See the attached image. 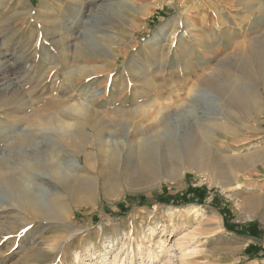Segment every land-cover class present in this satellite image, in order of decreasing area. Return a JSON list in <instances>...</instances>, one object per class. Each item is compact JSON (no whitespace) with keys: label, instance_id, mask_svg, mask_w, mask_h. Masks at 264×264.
I'll return each instance as SVG.
<instances>
[{"label":"rangeland","instance_id":"374dc122","mask_svg":"<svg viewBox=\"0 0 264 264\" xmlns=\"http://www.w3.org/2000/svg\"><path fill=\"white\" fill-rule=\"evenodd\" d=\"M248 1L0 0V52L5 59L24 63L22 76L28 74L33 79L21 90L24 97L0 109L3 171L17 177L25 171L29 173L26 184L48 187L46 181H39L38 173L45 172L44 163L54 152L47 147L48 138L56 137L45 131L35 142L22 145L11 125L19 117L33 118L34 112L62 116L68 109L74 131L87 122L86 115L101 122L105 146L119 141L117 146H124L129 153V159H121L115 167L107 163V152L99 162L90 156L92 162H98L94 171L85 160V154L95 151L90 149L94 139L89 141L78 161L96 175L88 183V189H96V202L83 204L81 198L89 191L78 189L76 195L67 197L71 217L65 222L17 219L18 213L8 207L12 198L0 185V236L9 230L18 233L9 240L0 238V264H75L77 255L80 264H106L103 256L111 257L113 252H120L119 259L125 264H159L168 258L180 264L175 238L197 229L204 230L201 237L186 243L188 249H197L186 259L191 264H264V97L258 114L238 112L229 122L231 142H226L224 150L233 153L237 162L251 161L241 174V189L232 197L211 185L204 175L191 170L177 172L174 155L156 147L158 139L170 137L168 129L151 126H162L158 119L170 115V126L181 128L194 109L212 105L205 96L194 108L172 116L180 97L190 100L175 88L188 84L189 92L196 75L230 71L241 76L240 50L264 29L260 21L264 14L246 11ZM254 1L255 7L264 4V0ZM206 14L209 22L203 24ZM191 16L205 28L203 37L215 26L216 37L223 39L214 45L207 40L215 46L212 54L186 48L189 38L183 36L192 30L187 24ZM238 18L243 21L242 32L236 28ZM225 21L230 32L222 26ZM74 26L79 34L73 33ZM84 45L88 57L77 54L76 48ZM104 49L114 50L118 56ZM39 55L47 58V64L41 60L43 70L36 65ZM5 59L0 56V61ZM75 68L88 72L73 74L68 81L69 71ZM80 106L82 111L72 110ZM127 118L133 119L130 124ZM123 122L128 126L121 130ZM154 145L153 161H147L143 153ZM171 198H179L180 205L167 202ZM252 199L262 200L261 204L250 207ZM211 231L215 237L206 240ZM203 241L206 243L201 245ZM226 249L231 251L226 253Z\"/></svg>","mask_w":264,"mask_h":264},{"label":"bare ground","instance_id":"6f19581e","mask_svg":"<svg viewBox=\"0 0 264 264\" xmlns=\"http://www.w3.org/2000/svg\"><path fill=\"white\" fill-rule=\"evenodd\" d=\"M253 3H255V1L250 0L245 4L246 11H255L264 14V4L255 7V4ZM207 17L208 14L202 17L201 22L203 24L209 22ZM217 17L220 18V15L218 14ZM187 20V24L189 27L191 26L192 30H186L184 32L185 34L183 37L186 35V37L188 36L189 38L185 40V44L189 45L186 46V48L188 49V47H190L192 51L196 48L201 55H205V53L212 54L215 46H211L210 44L212 43V45H214L213 43L215 42L218 44L223 40L221 37H216V27L213 26V28H211L212 30L203 37L205 28L200 22H198L196 17L191 16ZM236 20L237 31L242 32L244 29L242 27L243 21L240 18ZM260 21L264 24V16L261 17ZM224 23L225 24H222L224 30L230 32V24H228L227 21ZM226 24L228 25L226 26ZM77 28L78 27L75 26L71 28L74 34H79V31H76ZM84 38L87 40V37ZM207 40H210L211 43H208ZM224 43L226 44V41H223L222 44ZM242 47L243 49L240 50L242 52L240 57L241 60L239 59L241 63L239 72L241 76L235 77L232 73H229L230 71L227 73L225 72L224 74L210 73L207 76L196 75V80L191 81L192 86L189 89V92L186 90V88L188 89L189 87L188 84H185L179 89L175 88V91H182L185 96L188 94L190 100L186 101L183 97H180V103L176 104L177 109L172 113V116H178L183 112L185 113L186 108H194L198 103L197 101H200V99L205 96L212 101L211 106L204 107V109H194L192 114L187 116L188 118H186L183 126L178 129H174L172 128L173 126H170V115L158 119L163 122L162 126L159 127L156 123L151 125L155 130L161 127L168 129L170 137L165 136L162 139H158L156 147L159 145L160 149L171 152V154L174 155V158L177 160L175 167L177 172L180 171L182 173V171L191 170L200 175H204L203 177L206 181L208 180L211 185L218 187L223 193L230 197L234 196L236 191L241 189V174L249 167V162L251 161L237 162L238 160L236 161V157L233 153L224 150L227 146L226 142L228 144L231 142L228 134L231 129L229 122L232 117L235 118L234 116L237 115L238 112H243L249 115L259 113L260 100L264 97V29L260 36L251 41V43L246 41ZM76 49L78 55L81 57H88V48L85 45L82 48L78 47ZM220 50L221 46L218 47V51ZM103 51H106L105 53L111 52V50L107 51L106 49ZM111 53L116 57L118 56L114 50H112ZM101 54H103V52H101ZM2 55L3 54L0 52L1 58L3 57V59H5L6 56ZM41 60L47 64V58L45 56L42 58L41 55L37 57V68L43 70V68H41ZM230 65L232 64H225L227 67ZM25 69L26 66L24 63L17 59L13 61H10L9 59L0 61L1 111L2 109H6V107L14 100L19 99V97H24L21 90H23L25 84H28V82L33 80L29 78L28 74L22 76ZM87 72L88 71L85 68H75L74 70L69 71L67 79L70 81L73 74L84 75V73ZM173 90L174 87L170 90L171 94ZM191 92H194L195 94L193 93L194 95H190ZM39 94L41 95L42 93L39 91ZM85 109L87 108L85 107ZM72 110L77 113L83 109L80 106L73 107ZM63 112L64 115L62 116L59 114H45L42 111L37 113L34 112V115H32L33 118L19 117L16 120L11 121V125L16 127L14 131L18 133L17 143L19 144L30 145L31 142H35V139L38 136H41L45 131L53 132V136L56 137V139L54 137L48 138L47 147L50 149L53 148L52 150L54 152L50 157H47L44 163L43 168L45 170H43L45 172L38 173L39 178H41L39 181H46L44 184L48 187L39 188L38 186L26 184L25 182H28L27 178L29 177V173H26L25 171H17L19 172L17 175H20V177L14 176V174L10 175L8 172L3 171V162L0 163V185L5 187L3 192L10 194V198H12L13 202H10L8 207L14 209V211L18 213L19 218L17 219L25 221L27 218L32 217L33 219H57L65 222L71 217V205L70 203H67V197L76 195L75 192L78 189L89 191L88 194L86 193V195L81 198L83 204L94 205L96 202L94 200L96 189L94 187L88 189L89 181L92 182L96 175L95 173H93V175L90 174V170L87 169L88 166L95 171L97 168L96 164L99 162L100 158L104 157L105 152L108 153L107 163L111 164L113 167L117 166L121 159L126 161L129 159V153L126 152L125 147L117 146L119 141H114L108 146L104 145L102 141L105 139V129L100 126L101 122L91 120L84 115L85 117L83 118L87 119V122L83 124L78 123L80 127L78 126L79 129L74 131L72 129V124L69 122L72 118V113H70V111L68 112V109ZM132 120L133 119L131 118H127L126 121L130 124ZM127 123H121L119 128L121 130L126 129L128 126ZM92 138L94 139V144L93 146H90V149L95 151L85 154V160L88 163V166H85L78 161V157L88 149L87 145ZM77 139L80 140V142H78ZM219 141H222L223 143L220 144L218 143ZM97 142L99 144H97ZM154 147L155 145L144 151L143 155L144 158L148 159L147 161H153L154 152L152 151V148ZM71 151L74 152L76 155L75 157L70 154ZM90 156H94L98 162H92ZM257 158L259 160L261 159V157ZM254 162L255 161H253V163ZM253 165L251 164V166ZM40 166L41 165H39V168ZM36 170L33 172H36ZM33 182L35 183L36 181ZM4 201L6 202L7 200ZM261 201L258 199H252L250 207L254 208V206L259 205V203L261 204ZM0 207H2V205H0ZM29 224H31V221ZM12 229L14 228L12 227ZM201 230H194L190 233H186L182 237L176 236L175 244L180 251V264H191L186 259L190 256H194V253H197V249H188L186 243L189 244L201 237L203 234V232L200 234ZM14 231L15 233L13 234H16V229ZM12 232L13 231L9 230V232L1 233V240L11 239V235H13ZM208 234L209 235L206 234L207 236H205L206 240L215 237L214 231L208 232ZM204 243L206 242H200L201 245ZM161 247H163V244ZM111 248H113V246H111ZM229 251L231 250H225L226 253ZM119 255L120 252H113L111 257H108L107 254H105L102 260H104L106 264H125L124 260L122 261L119 259ZM81 261L82 259L77 255L75 264H80ZM159 264H173V262L171 258H168L166 261L161 260Z\"/></svg>","mask_w":264,"mask_h":264},{"label":"trees","instance_id":"16d2710c","mask_svg":"<svg viewBox=\"0 0 264 264\" xmlns=\"http://www.w3.org/2000/svg\"><path fill=\"white\" fill-rule=\"evenodd\" d=\"M167 202H170L172 203L173 205H176V206H179L180 205V201H179V198H171L170 201H167Z\"/></svg>","mask_w":264,"mask_h":264},{"label":"crops","instance_id":"0c3cea01","mask_svg":"<svg viewBox=\"0 0 264 264\" xmlns=\"http://www.w3.org/2000/svg\"><path fill=\"white\" fill-rule=\"evenodd\" d=\"M250 242V241H249Z\"/></svg>","mask_w":264,"mask_h":264}]
</instances>
